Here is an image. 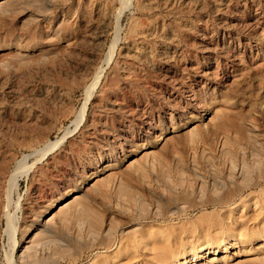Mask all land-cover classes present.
<instances>
[{
    "label": "rangeland",
    "instance_id": "1",
    "mask_svg": "<svg viewBox=\"0 0 264 264\" xmlns=\"http://www.w3.org/2000/svg\"><path fill=\"white\" fill-rule=\"evenodd\" d=\"M90 1L0 0V105L14 112L0 123V150L12 151L13 159L0 176V264H155L160 255L164 264L175 257L176 264H264V72L250 75L234 93L208 95L196 88L202 108L180 94L186 115L165 120L164 108L172 103L167 86L159 71L144 70L138 83L126 85L122 109L107 116L108 128L91 131L110 139L112 127L123 123L134 130V140L121 141L107 160L96 152L89 157L81 137L96 107L89 102L82 115L86 88L94 82L93 95L103 91L105 74L129 45L125 35L134 22L138 28L148 24L139 18L136 0H124V9L118 0ZM94 5L111 11L102 51L81 41ZM131 17L138 20L131 24ZM94 57L95 71L87 77L85 63ZM10 84L17 90L22 84L36 91L58 88L67 109L13 99ZM32 111L39 120L24 123L20 114ZM143 115L159 119V129L144 132ZM22 137L33 143L16 142ZM57 140L32 162L42 153L36 151ZM25 156L33 165L8 196V176ZM218 242L229 246L215 254ZM200 248L208 249L194 260ZM118 250L126 251L119 259Z\"/></svg>",
    "mask_w": 264,
    "mask_h": 264
},
{
    "label": "bare ground",
    "instance_id": "2",
    "mask_svg": "<svg viewBox=\"0 0 264 264\" xmlns=\"http://www.w3.org/2000/svg\"><path fill=\"white\" fill-rule=\"evenodd\" d=\"M91 1L88 2V5L89 3L91 4ZM118 2L124 3V0H118ZM126 2L128 4V0ZM123 5V9L128 7L127 5L125 6V3ZM133 6L136 12L141 15L139 18L145 16L146 20L143 19L144 23L148 21V24L138 28V25L136 26L135 24L137 22H134L136 28H132L133 25L131 27L132 30L129 28L131 25L128 27L131 31H128V36L125 35V39L129 41V45L126 48L119 49L118 60L115 61V66L114 64L113 66L111 65V68H114H109L111 69L110 72L105 74L104 80L106 79L107 81L105 80L104 92L93 95L94 82L93 86L92 84L89 86V84V87L86 88V99L83 105L84 108L81 111L82 115L89 102H92L96 107V112L93 116L86 118L87 129L81 137L82 142L87 139L89 157L97 153L101 154L105 159L110 158L113 151L114 153L118 152L119 146L122 144L121 141L125 140L127 143H131L134 140V130L123 123L116 128L112 127L114 135L110 139L93 137L91 131L94 126L100 132L108 128L112 122H109L110 119L107 116L112 118L115 112L122 109L121 95L124 93L126 85L131 87L134 83H138L144 70L159 71L167 86L172 103L171 105L168 104L170 107L164 108L166 110L163 112L162 118L165 120H170L173 115L178 117L186 115L184 106L177 101L180 94L191 99L198 108H202L203 103L195 93L196 88L198 92H206L208 95L219 92L234 93L245 87V82L250 75L259 70L264 72V0H136ZM87 10L86 13L88 12ZM89 10V14L85 13L87 16L86 18L84 17V34L81 41L93 43L95 50L100 51L103 45L102 42H104L103 39L111 32L109 24L111 11L108 13L107 11L109 10L102 9L101 5H94ZM133 17H131V22L129 21L131 24L136 20ZM115 44L113 43L110 48V57L114 55ZM95 61L94 57L93 60L85 63L88 70V73H86L87 77L94 73ZM2 81L3 79L0 80V85L3 84ZM7 90L8 96L13 99L19 100L24 96L28 101L38 102L42 100L49 106L58 105L63 107V110L67 109L68 106L67 98L58 88H53V91H50L44 87L36 91L32 86L22 84V87L17 90L13 84H10L7 86ZM127 93H129L131 99L135 97V92ZM25 112L20 114V118L24 123H37L40 118L38 111L28 112V114L30 113L29 115ZM13 113L10 107H2L0 105V123L12 119ZM140 121L142 129L146 133H154L156 129H159V119H155L153 115H143ZM33 139V137H22L21 140L18 138L16 142L30 144L33 143L31 142ZM61 139L59 138L58 140L61 141ZM58 140L57 142H48L42 150H34L33 152L36 151L38 154L42 152V156L40 155V158L32 162L35 164L37 160L43 159L42 157L46 153L54 149V146H57ZM11 152L10 150H5V152L0 150V176H3L5 172L8 173L6 171V168H8L7 164L13 160L11 159L10 161ZM27 157L25 156L22 160H18L8 176L9 181L7 184L9 183L8 187L10 188L7 193L8 196L13 187L16 186L15 183L18 177L23 175V173H27L31 168L29 166L33 165V163H30L29 166L26 164ZM7 228L13 237L16 228L10 216L7 219ZM263 232L261 231L262 234H264ZM122 245H126L129 248V252L132 253L133 249L130 251L132 247L127 246V243H122ZM228 246L220 243L218 247H215L214 253L218 254L221 250L226 251ZM207 249L200 248L198 253H194L195 259H193L201 258L203 251ZM125 250H127L128 254V249L125 248ZM125 250L123 252L118 250V254L114 256L117 258L122 254L124 256ZM182 256L184 257L185 255L183 254ZM158 257L159 260L156 263L163 262L165 259H160L161 255ZM110 259L113 261L114 258ZM129 259L133 261L135 258L132 259L130 257ZM177 259V257L174 260L171 258L172 261L170 262L169 259L167 262L168 264H176L179 261ZM128 260H125L126 263ZM164 262H166V259Z\"/></svg>",
    "mask_w": 264,
    "mask_h": 264
}]
</instances>
